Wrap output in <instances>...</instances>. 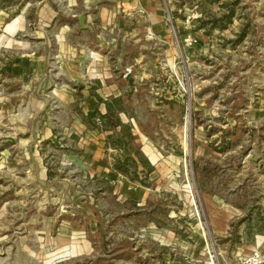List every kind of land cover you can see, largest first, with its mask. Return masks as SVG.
<instances>
[{
	"label": "rangeland",
	"instance_id": "obj_1",
	"mask_svg": "<svg viewBox=\"0 0 264 264\" xmlns=\"http://www.w3.org/2000/svg\"><path fill=\"white\" fill-rule=\"evenodd\" d=\"M77 1V16L68 23L71 40L107 57L121 96L98 97L96 110L107 115L110 105L121 125L112 129L97 118L93 128L83 96L68 110L89 128L90 137L111 144L112 150L103 151L108 170L128 158L137 164L130 163L127 175L115 169L108 186L76 167L80 150L72 148L67 160L66 152L43 144L51 182L41 188L14 176L0 181V191L13 187L0 198V209L3 201H12L0 221V264H243L257 248L256 237H264V0H157L160 24L137 23L122 6L114 31L97 18L101 7L113 9L111 2L85 10L83 0ZM189 37L196 40L192 46L185 43ZM128 70L136 87L125 77ZM23 92L15 77L0 78V112L11 116L27 105L16 97ZM59 120L57 133L73 124L65 114ZM24 122L26 130L11 129L6 139L13 156L23 151L18 143L32 124ZM147 151L156 157L154 165ZM63 157L65 165L69 159L76 164L62 166ZM135 177L139 180L132 181ZM21 185L25 195L15 193ZM141 188L147 195L141 206L119 198ZM115 189L121 193L115 195ZM160 210L173 222H156L153 212ZM50 224L52 234L63 226L70 235L79 233L73 240L78 245L50 254L56 252L44 249ZM165 227L176 235L169 246L158 236L168 237ZM27 245L36 251L30 253Z\"/></svg>",
	"mask_w": 264,
	"mask_h": 264
},
{
	"label": "crops",
	"instance_id": "obj_2",
	"mask_svg": "<svg viewBox=\"0 0 264 264\" xmlns=\"http://www.w3.org/2000/svg\"><path fill=\"white\" fill-rule=\"evenodd\" d=\"M98 1L97 3H93ZM103 0H83L82 6L85 10H91V4L96 6ZM105 1V0H104ZM113 4V9H107L106 6L101 7L97 18L102 21H107L112 26V30L116 29L115 21L124 7V12L136 18L137 23L151 22L159 23L160 3L157 0H108ZM123 1V2H122ZM104 3V2H103ZM81 2L77 0H0V78L4 75L15 77L17 81L22 83L24 92L16 95L22 102L29 101L27 105L20 106L15 114L9 115L8 110L0 112V181L5 177L14 176L12 180L24 184L32 182L42 188V184H48L53 180L52 175H49L48 162L41 154L43 144L49 146L55 145L58 149L63 150V155L68 160V152L75 148L80 150L82 161L75 163H66L63 157L61 165L67 167H80L84 172V176L90 180H102L110 185L109 178L117 176L115 168L108 170L104 165L103 151L112 150L111 144L105 141H99L98 138L90 137L89 128L81 123V120L68 110L69 105L79 99L81 96L85 100L83 104V112L88 118V115L98 108V97L116 98L121 96V91L118 84L114 81V77L110 75V68L107 57L100 52L91 49L79 47L73 44L71 40L70 24L75 18L77 9ZM93 19V15L87 17V24ZM63 24H59L60 21ZM59 25H58V24ZM160 24V23H159ZM53 25V26H52ZM158 26V30L161 29ZM53 32V35H52ZM7 77V76H6ZM8 80V79H7ZM112 80V81H110ZM2 80V85L4 84ZM95 87V88H94ZM95 90L93 95L90 91ZM28 97H24V95ZM25 95V96H26ZM15 96H12L13 98ZM80 100V99H79ZM13 102H18L16 98ZM104 114V110L99 108ZM64 114L67 117L73 118V124H68L67 127L60 129V133L55 132V126H59ZM31 120L32 124L27 130L29 133L24 140L18 143V147L23 151L16 155H12L10 149L6 146V139L11 135L10 131H24L25 120ZM15 124L16 126H11ZM137 128V126H136ZM92 130V129H90ZM95 130V129H94ZM112 133V132H111ZM95 134H100V131ZM61 137H60V136ZM109 139V138H108ZM107 144V146H106ZM6 146V147H2ZM70 155V154H69ZM149 161L154 165L156 157L152 152L147 151ZM88 157L85 166L83 160ZM64 162V163H63ZM79 162V161H78ZM92 166H97V170L91 169ZM24 170L25 176H19L20 171ZM115 172V173H114ZM119 177H123L118 174ZM125 178V177H124ZM2 186V183H0ZM111 187V186H110ZM10 185L6 186V190L0 191V198L3 200L6 196L11 195ZM149 191L147 188H143ZM112 188H110V191ZM40 192V190H39ZM53 192V190H50ZM19 195H25L24 185L15 192ZM121 193L115 189L114 194ZM38 193L31 195L35 198ZM5 197V198H4ZM147 195L141 189L135 192L121 193L120 199L128 201L130 198L141 206L144 198ZM11 200L3 201L0 209V221L4 219L6 213L9 212ZM159 213L168 212L160 210L153 212L154 220L165 221L166 223L173 222V217L168 220ZM153 221L152 223H156ZM220 225V224H219ZM222 226V225H221ZM52 225L50 224L47 232L44 249L49 251L50 248L55 250L57 254L62 249L77 244L76 237L79 233L68 234L66 226H63L59 233L52 234ZM227 227V226H226ZM223 228V226L221 227ZM166 236L158 235L163 240V246H169V238L176 235L165 227ZM36 235V232L34 231ZM37 235H41L38 230ZM38 243L43 241V238L37 237ZM255 246L264 253V237H256ZM175 240V239H174ZM180 242V241H177ZM37 243V244H38ZM30 245H35L30 244ZM27 250L32 253L36 251L31 246ZM85 249H89L87 242L83 243ZM262 247V249H261ZM36 254L35 252H33ZM41 255V254H39ZM35 256H38L36 254ZM48 256V255H47ZM80 254L71 257H65L63 262L79 257ZM46 260V257H45ZM47 261V260H46ZM62 263V262H60Z\"/></svg>",
	"mask_w": 264,
	"mask_h": 264
},
{
	"label": "trees",
	"instance_id": "obj_3",
	"mask_svg": "<svg viewBox=\"0 0 264 264\" xmlns=\"http://www.w3.org/2000/svg\"><path fill=\"white\" fill-rule=\"evenodd\" d=\"M107 106H108L107 107L108 108L107 115H102L97 110L92 112V113H90L88 115V117L91 120V122H93L92 123L93 128L96 127L95 120L97 118L100 119V120H107L108 121L107 124H109L108 126L111 127L112 129H114V128H116V127L121 125L120 120L117 119V117L115 119V115L113 113V108L110 105H108V104H107ZM131 138H133V137H131ZM136 154L139 155L140 154L139 151H136ZM135 161L136 160H134L133 158H128L124 163L118 162V164L116 165L117 167H115V169L117 171L127 175L128 174V170L127 169L130 167V163L137 164ZM138 180H139L138 177H135V178H133L132 181H138ZM142 182H141L142 184H146L145 181H142Z\"/></svg>",
	"mask_w": 264,
	"mask_h": 264
},
{
	"label": "built area",
	"instance_id": "obj_4",
	"mask_svg": "<svg viewBox=\"0 0 264 264\" xmlns=\"http://www.w3.org/2000/svg\"><path fill=\"white\" fill-rule=\"evenodd\" d=\"M185 43L187 46H192L196 43V40L189 37L188 39H185ZM130 73L131 71L128 70L125 73V77H127ZM243 264H264V255L259 248H254L250 254L244 257Z\"/></svg>",
	"mask_w": 264,
	"mask_h": 264
},
{
	"label": "water",
	"instance_id": "obj_5",
	"mask_svg": "<svg viewBox=\"0 0 264 264\" xmlns=\"http://www.w3.org/2000/svg\"><path fill=\"white\" fill-rule=\"evenodd\" d=\"M80 24H81L82 28H86V27H85V15H82V16L80 17ZM129 75H130V74H129ZM129 75H128L127 77H128V79H129V83H130V85H131L132 87H136L137 85L133 83V78H132L131 76H129Z\"/></svg>",
	"mask_w": 264,
	"mask_h": 264
}]
</instances>
